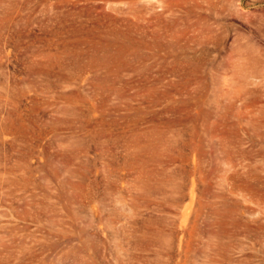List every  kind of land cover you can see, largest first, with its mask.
Masks as SVG:
<instances>
[{
  "label": "rangeland",
  "instance_id": "rangeland-1",
  "mask_svg": "<svg viewBox=\"0 0 264 264\" xmlns=\"http://www.w3.org/2000/svg\"><path fill=\"white\" fill-rule=\"evenodd\" d=\"M237 41L264 0H0V264H264Z\"/></svg>",
  "mask_w": 264,
  "mask_h": 264
},
{
  "label": "bare ground",
  "instance_id": "bare-ground-1",
  "mask_svg": "<svg viewBox=\"0 0 264 264\" xmlns=\"http://www.w3.org/2000/svg\"><path fill=\"white\" fill-rule=\"evenodd\" d=\"M243 47L237 41L233 59V98L238 106L250 113L248 123L251 137L264 141V52L248 56L245 61L241 53ZM253 75L260 76V79L250 80L249 77Z\"/></svg>",
  "mask_w": 264,
  "mask_h": 264
}]
</instances>
